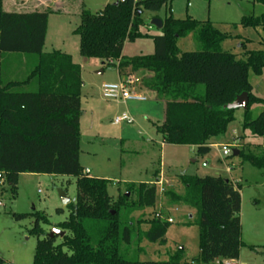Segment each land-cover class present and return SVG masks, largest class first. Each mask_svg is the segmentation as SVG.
I'll list each match as a JSON object with an SVG mask.
<instances>
[{
    "label": "trees",
    "instance_id": "obj_1",
    "mask_svg": "<svg viewBox=\"0 0 264 264\" xmlns=\"http://www.w3.org/2000/svg\"><path fill=\"white\" fill-rule=\"evenodd\" d=\"M3 1L0 0V171L7 185L2 193L10 192L16 198L23 173L77 179L76 201L67 205V219L56 226L64 231L63 236H48L41 225L49 224L44 212L14 214L18 219L35 218L32 232L37 236V245L33 264H182V251L167 261L130 260L122 254V245H131L134 238L137 242L164 241L171 224L165 207L178 205L196 211L199 259L203 264H213L216 259L238 260L244 245L242 187L231 179L185 174L179 179L183 192L165 187L162 194L155 183L130 182L126 192L114 198L108 191L109 179L85 172L80 163L82 66L69 53L44 51L49 18L65 13L66 6L53 8L52 4L18 12L5 10ZM171 3L172 0H114L96 12L82 3L78 11L81 21L75 29L81 55L113 65L125 77L142 71L148 74L137 83L164 102L165 117L156 128L165 144L194 146L197 154L205 157L211 151L212 140L224 135L236 118V110L225 106L243 92L249 94L243 130L261 137L264 144V110L256 118L251 110L254 104H264V98L254 93L250 80V73L263 74L264 49L247 50L244 58H238L222 49L230 33L222 32L209 19L174 17ZM254 3L264 5V0ZM164 7L168 12L162 18L161 33H143L145 13H158ZM241 24L264 30V11L244 15ZM189 33H195L200 48L183 52L178 40ZM147 36L154 41L153 54L124 55L126 42ZM6 53L34 54L36 63L24 76L6 79ZM244 149H238L239 156L264 167V156L246 154ZM160 198L165 200L164 205L160 211L153 210L148 219L135 221L131 217L137 211L156 209ZM142 223H149L150 228L143 231Z\"/></svg>",
    "mask_w": 264,
    "mask_h": 264
},
{
    "label": "rangeland",
    "instance_id": "obj_2",
    "mask_svg": "<svg viewBox=\"0 0 264 264\" xmlns=\"http://www.w3.org/2000/svg\"><path fill=\"white\" fill-rule=\"evenodd\" d=\"M53 8L60 1L51 0ZM78 0L76 1V3ZM93 12L99 11L106 0H79ZM71 12L52 14L50 16V31L44 51L69 50L75 62L82 66V110L80 163L91 170L90 176L106 178L109 184V194L117 198L126 192V184L140 183L155 178V172L162 169V174L168 180H163L165 187L183 192L179 179L182 175L207 176L221 174L226 178H238L243 187L244 199V245L241 248L237 264H264V246L250 243L249 235H258L254 241L264 242V212L256 216L255 203L264 208V167L254 166L250 161L239 155L224 157L218 147L212 157L213 164L220 157L223 163L232 168L228 173L226 166L214 171L211 165L202 166L203 157L188 145L162 144V136L156 125L164 120L165 105L162 100L147 93V101H115L103 97L102 86L106 83L119 82L118 70L113 65H106L100 59L84 58L80 53V37L75 29L80 24V15L74 11L72 1ZM79 3V4H80ZM7 11H28L43 9L41 0H4ZM42 5V6H41ZM50 6V5H49ZM58 6V5H57ZM172 14L184 19L192 16L198 20H211L216 26L230 37L222 43L224 51L232 52L238 58H244L247 50L264 49V30L261 27H244L242 17L246 14L259 15L264 11V5L254 3V0H172ZM166 7L158 13L147 11L146 24L142 27L145 34L158 35L160 28L151 24L158 15L165 17ZM139 38L124 45L125 56L153 54L155 50L152 37ZM248 39V40H247ZM247 40V41H246ZM244 41H246L244 45ZM178 46L181 51H196L200 46L195 33H189L179 38ZM26 55V56H25ZM34 54L6 53L3 59L4 76L11 78L24 76L35 65ZM135 78L140 79L138 75ZM250 80L257 95L264 98V71L261 75L250 73ZM136 92H139L136 89ZM141 93V92H139ZM256 118L264 110V104H254L251 108ZM129 113L133 122L115 121L117 116ZM244 109L235 112L232 121L224 135L218 137L221 143H232L233 150L239 147L246 154L264 156L263 139L243 130ZM238 142V144H237ZM242 143V145H240ZM238 147V148H237ZM198 158V163L192 160ZM237 181V180H235ZM235 184H238L235 182ZM76 177L50 174L23 173L19 179L18 195L12 198L10 192L0 194L3 206L0 207V257L3 264H33L37 245V236L32 232L35 218L28 216L18 219L14 214H31L34 211L44 212L49 224L41 223L49 234L52 229L65 221L69 209L60 198L59 191H66L71 202L77 197ZM151 183V182H148ZM167 201V200H166ZM165 200L160 198L156 209H147L145 213L137 211L131 217L148 219L153 210L160 211ZM63 209V212H58ZM191 209L187 206H168L164 212L170 213L174 222L169 225L164 241L151 242L143 239L134 241L131 245H122V254L130 260L167 261L177 252L182 251V264H203L200 259V230L197 223L196 211L190 217ZM143 231L150 228L149 223H142ZM250 233V234H249ZM253 241V242H254Z\"/></svg>",
    "mask_w": 264,
    "mask_h": 264
},
{
    "label": "built area",
    "instance_id": "obj_3",
    "mask_svg": "<svg viewBox=\"0 0 264 264\" xmlns=\"http://www.w3.org/2000/svg\"><path fill=\"white\" fill-rule=\"evenodd\" d=\"M138 79L135 78L134 75L123 77L119 80V82L115 83H106L102 86V94L103 97L109 100H115V101H129V100H137V101H147L148 98L142 93L136 92V83ZM115 121L117 123L121 122H133L134 118L129 113H123L120 116H117ZM216 148L218 147V151L222 154L224 157H229L230 155L234 154V151L232 147L234 145L222 143V144H216L214 145ZM203 166H207V163H203ZM232 168L228 166L227 171L230 172ZM86 173L90 174V170L86 169ZM155 183L159 188V193L162 194L164 192L165 186L163 179H158L157 181L153 182ZM6 179L5 175L2 171H0V194L3 190V188L6 186ZM3 206V202L0 199V207ZM159 217H163L161 213H158ZM168 222L173 223L174 219L172 217L167 218ZM213 264H237L236 260H229V259H216Z\"/></svg>",
    "mask_w": 264,
    "mask_h": 264
},
{
    "label": "crops",
    "instance_id": "obj_4",
    "mask_svg": "<svg viewBox=\"0 0 264 264\" xmlns=\"http://www.w3.org/2000/svg\"><path fill=\"white\" fill-rule=\"evenodd\" d=\"M42 2H43V6H44V8L45 7H47V6H49V5H51V0H41ZM65 2L62 4L60 1H58L59 3H57L56 5H58L59 7H63V5H65L66 7H65V9H66V12L65 13H69V12H71V9H72V1L74 2V4L76 3V1L77 0H64ZM112 1H114V0H106V3H105V5L106 4H108L109 2H112ZM80 2H79V0H78V2L75 4V6H74V11L75 12H78L79 11V8H80V6H81V4H82V2L79 4ZM104 5V6H105ZM42 6V5H41ZM103 6V7H104ZM79 13V12H78ZM155 18V17H154ZM158 18H160V17H158ZM164 18V17H163ZM160 19H162V18H160ZM49 20H50V18H49ZM49 24H50V22H48V30H47V36H46V42H45V44L47 43V41H48V36H49V31H50V27H49ZM45 48V47H44ZM45 50V49H44ZM61 51H63V52H66V51H69V50H66V51H64V50H61ZM48 52V51H47ZM66 53H69V52H66ZM70 54V53H69ZM72 55V57H73V54H71ZM73 59H74V57H73ZM75 61V60H74ZM118 73H119V71H118ZM134 75H138L139 77H143V76H146V75H148L146 72H139V73H137V74H134ZM119 77H120V79L121 78H123V77H125V74H120L119 73ZM253 84V83H252ZM253 87H254V85H253ZM135 88L136 89H138L139 90V92H141L142 94H144L145 96H146V94L147 93H150L153 97H154V94H152L151 92H149L147 89H145V88H143L142 87V85H140V83H137V85L135 86ZM254 93L256 94V92L254 91ZM257 95V94H256ZM259 96V95H258ZM260 97V96H259ZM148 98V97H147ZM155 98V97H154ZM162 144H165V143H163V139H162ZM216 144H222L221 142H219V140H218V137L217 138H214L213 140H212V144H211V151H210V153L209 154H207L205 157H203V161H202V166H203V163H207V166H203V167H205V168H207V167H209V166H211V165H214L213 166V169H214V171H219V169H220V167L221 166H226V168L228 167V164H226V163H223V161L221 160V158L220 157H217L216 158V162H215V164H213V161H212V157H213V155H214V152L216 151V147L214 146V145H216ZM227 144H232V143H227ZM237 144H238V142H237ZM232 145H234V144H232ZM240 145H242V143H240ZM243 147H244V145H243ZM192 148H194V150L196 151V147H194V146H192ZM238 148V147H237ZM238 149H240V147L238 148ZM237 149V150H238ZM217 152V151H216ZM192 162L193 163H198L199 162V159L198 158H194L193 160H192ZM89 169V168H88ZM90 170V169H89ZM226 171H227V169H225ZM228 172V171H227ZM218 174H216L215 173V175H221V174H219V172H217ZM228 173H232V170L230 171V172H228ZM90 174H91V170H90ZM89 174V175H90ZM22 175V174H21ZM21 175H20V177H21ZM157 175H158V177H157ZM20 177H19V179H20ZM163 179V180H168L165 176H163V174H162V169H160V170H158V171H156L155 172V178L153 179V180H150V181H145V182H151V183H153V182H155L157 179ZM232 181H235V180H237V181H235V182H237L239 185H240V181H239V179L238 178H233V177H231L230 178ZM164 182V181H163ZM164 186H165V183H164ZM243 187H242V189H241V194H242V211H241V222H242V240H244V238H245V236H246V234H245V229H244V199H243ZM192 211H191V214L189 215L190 217H193V214L195 213V210H193V209H191ZM264 212V208H261V205H258V204H256L255 203V205H254V213H255V215L256 216H259V215H261V213H263ZM170 217H172L171 215H170ZM173 218V217H172ZM250 234V233H249ZM258 238V235H249L248 236V239H252L251 241L252 242H250V243H253V244H258L259 246H264V242H262V240H261V242H256V241H254L255 239H257ZM254 241V242H253ZM236 262H237V260H236Z\"/></svg>",
    "mask_w": 264,
    "mask_h": 264
},
{
    "label": "water",
    "instance_id": "obj_5",
    "mask_svg": "<svg viewBox=\"0 0 264 264\" xmlns=\"http://www.w3.org/2000/svg\"><path fill=\"white\" fill-rule=\"evenodd\" d=\"M151 24L161 29L163 27V20L158 17H155L152 19ZM248 105H249V94L247 92H243L242 94L238 95L232 103L227 104L225 108L232 110H238V109L246 110L248 108ZM234 155H238V150L234 151ZM59 195L65 206H67L71 202L70 198L67 196L66 191L60 190ZM64 234H65L64 231L54 228L51 230L48 236L49 237H54L55 235L63 236Z\"/></svg>",
    "mask_w": 264,
    "mask_h": 264
}]
</instances>
